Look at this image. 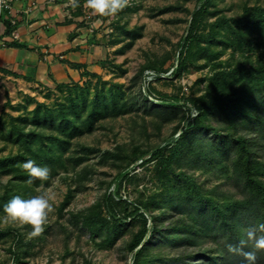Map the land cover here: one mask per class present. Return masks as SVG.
I'll use <instances>...</instances> for the list:
<instances>
[{
  "label": "rangeland",
  "instance_id": "obj_1",
  "mask_svg": "<svg viewBox=\"0 0 264 264\" xmlns=\"http://www.w3.org/2000/svg\"><path fill=\"white\" fill-rule=\"evenodd\" d=\"M64 1L70 14L80 18L77 25L83 28L89 51L98 56L95 62L101 73H92L98 75L95 77L84 71L82 83L72 82L69 87L32 85L27 93L0 83V160L14 158L0 165V264H133L129 246L143 231L144 223L139 218L129 219L134 210L131 203L148 206L154 214L167 207V215L175 210L177 218L183 217L189 224L198 222V227L212 220L207 241L197 249L189 248L188 255L195 256L197 251L211 247L232 254L236 245H230V233L179 173L186 171L192 175L204 196L215 191L213 197L220 203L243 200V184L234 176L231 165L235 155L227 156L228 168L210 165L207 150L212 139H208L210 134L207 137L203 133L196 136L193 152L185 157L173 160L172 150L165 149L157 158H151L152 152L164 146L183 124L191 106L187 104L182 110L171 112L143 103L139 95L146 70L171 73L176 67L180 43L188 34L197 0H125V6L110 16L93 13L86 0H78L77 6L74 0ZM167 8L170 10L162 12ZM257 12L264 13V0H214L197 30L207 34L218 18L240 20L247 13ZM233 28L235 32L227 26L218 28L216 40L223 43L207 47L192 41L183 57L186 62L181 75L157 81L153 85L155 92L166 99L181 100L198 99L209 92L216 95L211 78L218 72L262 66L264 26ZM251 41L258 46L248 44ZM97 99L96 112L101 113L90 121ZM39 103L44 105L42 114L46 107L54 111L56 125L40 128L41 137L26 142L22 131L27 135L38 130L35 112ZM74 105L79 117L72 111ZM63 114L76 121L83 133L59 127ZM206 123L228 132L238 128L232 130L231 121L214 112L208 115ZM238 123L239 131L247 133L241 119ZM52 135L60 141L51 146ZM84 147L92 148V152L85 154ZM50 148L53 151L48 153ZM258 152L264 161V148ZM29 159L50 169L47 181L28 182L23 163ZM145 160L148 161L143 163ZM125 170H130V174L121 185L120 194L129 204L118 206L117 213L127 220L116 223L105 209L104 196L114 191V178ZM48 189L56 196L54 210L38 235H28L30 225L20 226L3 219V205L11 197L30 198ZM170 201H178V211L169 206ZM162 221L168 225V216ZM250 228L253 227L242 228L246 240ZM158 238L159 235L153 238L141 264H183L178 257L188 247L163 246L162 241L157 243ZM205 240L202 236L200 241ZM249 244L252 247L250 241ZM194 259L193 264H201Z\"/></svg>",
  "mask_w": 264,
  "mask_h": 264
},
{
  "label": "trees",
  "instance_id": "obj_2",
  "mask_svg": "<svg viewBox=\"0 0 264 264\" xmlns=\"http://www.w3.org/2000/svg\"><path fill=\"white\" fill-rule=\"evenodd\" d=\"M214 0H197V7L192 12L190 18V26L188 34L182 39L180 43V50L178 53V60L176 67L169 74L167 71H157L155 69H149L156 74L154 82L149 86L145 85L146 72L143 74V80L141 84L140 96L143 99V103L152 104L161 108H166L171 112L180 111L187 104L191 106L187 109L188 114L181 126H178L175 133L164 143V146H158L153 152L152 157L157 158L163 153L165 149H171L172 159L176 157H185L187 153H192L196 144V136L199 134H205V136L211 135L210 149L207 150V159L210 165L222 164L226 168L228 161V155L234 154L235 157L232 161L233 174L238 182L243 184L242 195L244 199L227 200L220 203L214 199L213 195L215 191H211L210 195L204 196L203 191L196 182V179L192 175H188L186 171H180L179 175L188 180V184L193 185L196 190V197L198 199H205L206 205L211 206L212 211L217 214L218 219L222 223L228 233H230L229 243L230 245H236L232 254L226 250L220 248H206L197 251L195 256H190L187 250L197 249L202 246L209 237L210 227L212 222L209 220L205 226H196L195 224H189L185 218H177L176 212L173 210L170 214H166L167 207L161 208L159 214H154L150 211L148 206L138 205L131 203L133 211L129 214V219H142L144 223V229L139 233L129 246V251L133 254V264H141L143 256L153 238L159 235L157 243L163 242V246L175 245L178 247H188L184 249L182 255L178 258L183 264H193V260L202 261L201 264H263L264 263V250H255L250 246L249 242L245 245H241V240H246L242 228L244 226L255 227L257 224L264 223V161L260 159L258 150L262 151L264 148V64L259 68H251L249 70L244 69L243 66L236 69H231L225 72H218L211 78L212 85H215L217 91L216 95L209 92L207 95L193 100L180 98L166 99L155 92L153 85L157 81L173 80L181 75L185 69L186 60L183 58L188 53L190 44L192 41H197L200 44H206L207 47L213 43H223L220 40H216V31L219 27L227 26L230 31L235 32L233 27H243L245 29H259L264 26V13L257 12L256 14L247 13L243 19L226 18L221 17L215 20L207 34H199L198 26L203 14L208 7H211ZM170 8L162 10V12L169 11ZM204 10V11H203ZM12 22H6V31L8 34H13ZM228 44V42H224ZM253 46V41L248 42ZM15 47H23V45L14 44ZM206 52L208 49L205 50ZM75 67H82L77 65ZM86 75H92L98 77L97 74L86 73ZM64 86L69 87V84ZM35 112V124L37 125L36 131H30V134L22 136L27 141L34 142L41 137L43 133L42 127H55L56 121L54 111L46 107L45 112L41 113L43 104L38 105ZM98 106V99L95 101V110L91 114L90 121L100 115V111L96 112ZM193 109V110H192ZM196 113H193V111ZM72 111L76 113L77 117L80 113L76 111V106L72 107ZM219 113L227 117L231 121V129L233 130L237 126V130L226 131L224 128H216L206 123L208 115L210 113ZM63 118L60 121L59 127L67 126L72 133L82 134L81 126L76 121L70 120L66 114H63ZM238 119H241L242 127L247 133H241L239 131ZM89 121V120H88ZM42 131V132H41ZM176 132L179 133L176 136ZM54 135V134H53ZM50 136V145H54L55 142L60 141L58 137ZM22 137V138H23ZM31 139V140H30ZM52 148L48 150V153L52 152ZM85 154L91 153L92 148L84 147ZM14 158H8L0 160V165H5L7 162ZM82 159V158H81ZM148 160L143 161L146 163ZM223 166V167H224ZM224 167V168H225ZM130 170H125L119 173L113 180L114 191L106 193L104 196V206L109 213L110 218L116 223H125L127 218H120L117 213V208L121 204L128 205L127 199H124L120 194V187L124 180L128 178ZM27 179V177H25ZM34 180L32 183H36ZM25 188L29 191L30 186L25 185ZM193 206L195 202L190 201ZM178 201H170L169 206L178 211ZM205 213V210L201 211ZM164 216H168V225H166L162 219ZM132 217V218H131ZM149 222L151 224H149ZM198 225V224H197ZM204 237L205 241H200L201 237ZM247 252H253L254 259H248L245 255ZM177 258V259H178Z\"/></svg>",
  "mask_w": 264,
  "mask_h": 264
},
{
  "label": "crops",
  "instance_id": "obj_3",
  "mask_svg": "<svg viewBox=\"0 0 264 264\" xmlns=\"http://www.w3.org/2000/svg\"><path fill=\"white\" fill-rule=\"evenodd\" d=\"M12 12H3L0 23V83L27 93L56 84L81 82L83 72L100 74L97 55L83 39L80 18L70 14L64 0H11ZM16 22L6 31V22ZM23 45L15 47L14 44ZM99 49V48H98ZM96 60V62H95ZM80 65L82 67H75ZM82 83V82H81ZM11 85V86H10Z\"/></svg>",
  "mask_w": 264,
  "mask_h": 264
},
{
  "label": "clouds",
  "instance_id": "obj_4",
  "mask_svg": "<svg viewBox=\"0 0 264 264\" xmlns=\"http://www.w3.org/2000/svg\"><path fill=\"white\" fill-rule=\"evenodd\" d=\"M78 0H74V6H77ZM86 5L95 14L101 16H110L118 13L124 6L125 0H86ZM23 168L28 173V182L34 180L47 181L50 176V169L47 166L37 165L29 159L23 163ZM55 193L51 190H45L30 198H23L20 195L11 197L3 205V219L20 226L30 225L29 236H36L42 231L54 210ZM247 240H241L243 246L247 242L252 243L255 250H264V223L257 224L250 228L247 233ZM248 259H254L253 252L245 253Z\"/></svg>",
  "mask_w": 264,
  "mask_h": 264
},
{
  "label": "built area",
  "instance_id": "obj_5",
  "mask_svg": "<svg viewBox=\"0 0 264 264\" xmlns=\"http://www.w3.org/2000/svg\"><path fill=\"white\" fill-rule=\"evenodd\" d=\"M12 2L11 0H0V23H1V15L3 12H12ZM13 25H16V22L13 21ZM13 37L15 39L18 38V35L16 32H13ZM170 74V73H169ZM156 78V74L153 71H147L146 72V78H145V85L149 86L151 83L154 82V79Z\"/></svg>",
  "mask_w": 264,
  "mask_h": 264
}]
</instances>
